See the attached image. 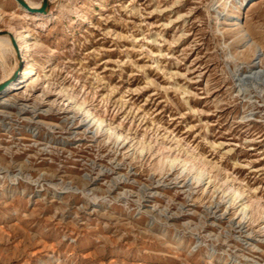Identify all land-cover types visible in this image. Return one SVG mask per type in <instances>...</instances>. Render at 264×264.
<instances>
[{
  "label": "rangeland",
  "instance_id": "374dc122",
  "mask_svg": "<svg viewBox=\"0 0 264 264\" xmlns=\"http://www.w3.org/2000/svg\"><path fill=\"white\" fill-rule=\"evenodd\" d=\"M243 2L0 0L30 67L0 95V264H264V0Z\"/></svg>",
  "mask_w": 264,
  "mask_h": 264
},
{
  "label": "bare ground",
  "instance_id": "6f19581e",
  "mask_svg": "<svg viewBox=\"0 0 264 264\" xmlns=\"http://www.w3.org/2000/svg\"><path fill=\"white\" fill-rule=\"evenodd\" d=\"M248 1L249 0H244V2L240 5V7H242ZM14 2H15L14 4L15 9L18 10L22 15H27V16L31 15L33 18L39 19L45 16L46 14V13L45 14L44 13H30L24 7H22L16 0H14ZM24 2L28 5L29 8L36 9V8H39L41 0L39 2H33L31 0H24ZM223 12L225 15H227L228 9L224 8ZM239 18H240V11H238L237 14L234 16V24H233L234 27L238 26L237 21L239 20ZM0 32H6L5 34H0V53L2 54L4 58L6 59L9 58L12 60L11 65L9 62H7L9 63V70H7L8 73L5 76H2V78H0V84L7 82L6 86L0 91V95H2L6 92L21 88V86H23V84L26 81V78L28 77L30 73V67L28 63L23 61V53L28 48L27 38L29 37V32L25 30L23 33L19 35L15 31H11V30L0 31ZM244 32L245 31H243V29L239 31L240 34L238 38L240 41L244 40ZM24 33L26 34L24 35ZM255 52H258V50H255ZM253 56L255 58L251 62L252 64L250 66L252 67V69H256L257 64L256 62H254V60L259 58L260 56L256 55V53Z\"/></svg>",
  "mask_w": 264,
  "mask_h": 264
},
{
  "label": "water",
  "instance_id": "95a60500",
  "mask_svg": "<svg viewBox=\"0 0 264 264\" xmlns=\"http://www.w3.org/2000/svg\"><path fill=\"white\" fill-rule=\"evenodd\" d=\"M22 7H24L30 13H46L49 0H41L39 8L32 9L24 2V0H16ZM6 32H0V34H5ZM7 82L0 84V91L6 86Z\"/></svg>",
  "mask_w": 264,
  "mask_h": 264
}]
</instances>
